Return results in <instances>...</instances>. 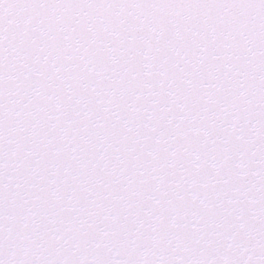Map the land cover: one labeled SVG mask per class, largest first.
<instances>
[{"label":"snow or ice","instance_id":"snow-or-ice-1","mask_svg":"<svg viewBox=\"0 0 264 264\" xmlns=\"http://www.w3.org/2000/svg\"><path fill=\"white\" fill-rule=\"evenodd\" d=\"M0 264H264V0H0Z\"/></svg>","mask_w":264,"mask_h":264}]
</instances>
